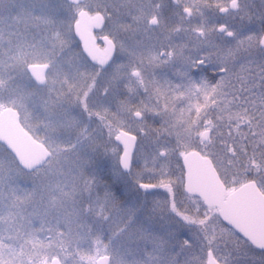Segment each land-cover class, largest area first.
Here are the masks:
<instances>
[{"label": "snow or ice", "instance_id": "6c2138e0", "mask_svg": "<svg viewBox=\"0 0 264 264\" xmlns=\"http://www.w3.org/2000/svg\"><path fill=\"white\" fill-rule=\"evenodd\" d=\"M130 12L134 48L115 33L106 57L84 54L87 68L69 57L72 92L57 104L75 133L74 184L44 192L41 175L0 159L5 181L31 176L34 231L46 234L20 251L0 237V264H264V0H146Z\"/></svg>", "mask_w": 264, "mask_h": 264}, {"label": "rangeland", "instance_id": "374dc122", "mask_svg": "<svg viewBox=\"0 0 264 264\" xmlns=\"http://www.w3.org/2000/svg\"><path fill=\"white\" fill-rule=\"evenodd\" d=\"M43 3L44 1L40 2L39 5ZM87 4L90 10L100 8L105 11L112 9V0H88ZM3 5L4 3L0 2V20H4L2 16L9 13V10L4 9ZM106 5L108 7H105ZM75 9L70 11V28L75 19ZM108 13L107 19L109 23L114 22V15L111 16L109 11ZM41 15L44 16L41 17L44 20L43 22L51 24L49 20L52 15L46 11L38 16ZM14 16H16V13L13 14L10 22L0 23V109L4 106L18 109L22 116V122L45 143L46 147L50 148L51 156L49 160L36 171L30 172L32 176L39 174L43 177V182L40 185L41 189L47 192L49 189L59 190L64 186L71 187L78 178V155L77 149L73 147L75 133L70 128L69 123L61 119L64 116L63 109L58 106L57 102L63 99L61 93L71 94L72 92L69 57H79L81 67L87 68L89 63L81 57L78 49H71L68 55L63 53L46 54L40 50L41 38L38 39L39 42L37 41L39 49L34 50L37 52L36 54H20L18 52L19 42L17 38L8 35L16 31ZM52 21L60 24L58 32L62 36V19L60 18V21L59 19ZM64 35L66 36V33ZM69 38H71L72 43H76L73 38L72 28L70 29ZM42 42V45L47 44V40ZM48 61L54 66L51 64L52 68L49 69L46 79L49 81L51 78V85L59 83L62 88L54 91L56 97L54 101L48 100L46 101L47 103H44V100H38L35 102L36 98L33 96L35 93L32 90V81L29 77V81L24 79L26 75L23 70H25L27 63H47ZM61 64L63 68H61ZM41 91L43 93V90ZM57 92L60 94H56ZM67 106L68 104L66 103L65 107ZM54 115L56 117L55 120L53 119ZM73 115L85 121L82 108L73 109ZM90 122L93 126L98 125L94 124L92 119ZM89 128L91 129V127ZM33 188L34 183L31 176L16 174L8 181H5L0 176V237H3L5 243L14 247L17 251H20L22 244H26L28 248L37 244L38 242L33 239L35 236H39L40 240L45 239V233L34 231L39 225V219L32 214L34 204L32 200ZM25 197L28 198L25 199ZM9 206H12L10 210ZM29 220H31V224H29ZM30 239L32 243L29 244L27 241Z\"/></svg>", "mask_w": 264, "mask_h": 264}, {"label": "flooded vegetation", "instance_id": "af4514ba", "mask_svg": "<svg viewBox=\"0 0 264 264\" xmlns=\"http://www.w3.org/2000/svg\"><path fill=\"white\" fill-rule=\"evenodd\" d=\"M44 0H0V2H3V8L8 9L9 13H6L4 16V20H0V23H8L12 19L13 14L16 13L15 21L14 24H16V31L15 33H9V36H13L17 38L19 42V47H18V52L20 54H27V55H32L36 54L37 52L34 50L39 49L38 48V39L41 38L42 41L47 40V44L42 45V41H40V50L45 52L46 54L50 55H55V54H60L63 53L65 55H68L69 52H71V49H63L62 46L58 43L59 40H66L69 39V34H70V29L72 28V34L73 38L76 43H81V41L75 36L73 32V23L77 17V13L79 10L83 9L86 11L88 15H93V14H98L100 16V20L98 24L94 27H92L91 34L94 38L95 45L98 50V54L100 56V59H103L108 55L107 52L103 51L106 48V43H105V37L106 36H112L115 33H119L120 39L128 45L129 48H134L137 44V42L140 40V34L138 32H134L131 29V10L135 9V6H138L141 3H145L146 0H112V5H121L119 10L116 8L112 7L109 10H101L100 8L95 9V10H90L87 1L88 0H81L78 3H72L76 5L75 9V19L72 22V26L70 28V11L67 14L61 13L58 16L52 15L50 16V22H43L44 20L41 17H44L43 15L38 16L39 14H43L45 11L41 5H39L40 2H43ZM102 1V0H101ZM109 12H111V16L114 17L115 21L112 23H109L108 21V16ZM37 15V16H36ZM164 17L165 20H174V17L169 16V10L165 9L164 10ZM60 18L63 21V26H62V36L59 34L58 30L60 28V24L57 22H53L52 20H58L60 21ZM7 20V21H6ZM145 25H147V20H145ZM58 32V33H57ZM57 33V34H56ZM66 33V36L64 35ZM56 34V35H55ZM38 41V42H37ZM80 51L81 57L84 60H87L89 64H87V67L93 63L92 60L86 59L84 56V53L82 51V48L78 49ZM74 51V50H73ZM117 56L120 59H126L124 56H120V50H119V45L117 47ZM28 64H42L45 66V69L42 73V82L39 84L37 83L32 77L30 72L27 69ZM52 63L49 61L46 62H39V63H27L25 65V70L24 73L26 76H24V79L28 80L29 79L32 81V90L34 91V97L35 102L38 100H44V103H47L46 101L51 100L54 101L56 99L54 91L62 88L59 83L55 85V89L53 90V85L50 84V79L49 81L46 79L47 74L49 72V69L52 68ZM54 66V65H53ZM22 70V69H21ZM22 85V84H21ZM23 86V85H22ZM66 87L64 88L65 92ZM23 90V88H22ZM43 90V93L42 91ZM60 94V93H56ZM70 94H64V96H68ZM45 107V106H44ZM13 108V107H12ZM16 111L18 121L23 129H25L34 139L37 141L41 142L45 147V143L35 135V133L22 122V116L21 113L18 109L13 108ZM64 114V110H63ZM41 118V116H40ZM87 122V121H85ZM92 122L94 124H98L96 126L91 125V122H88L89 127L97 128L99 129V125H101V122L96 118L94 115L92 118ZM51 156V150L49 147H46ZM50 158V157H49ZM46 160L45 162H47ZM44 162V163H45ZM43 165V164H42ZM35 171V170H34Z\"/></svg>", "mask_w": 264, "mask_h": 264}, {"label": "water", "instance_id": "95a60500", "mask_svg": "<svg viewBox=\"0 0 264 264\" xmlns=\"http://www.w3.org/2000/svg\"><path fill=\"white\" fill-rule=\"evenodd\" d=\"M80 1L71 0L72 3ZM99 20L98 14L88 15L85 10L81 9L73 23V32L83 45V53H87L94 59H100V56L90 29L96 26ZM27 69L31 77L40 84L43 80L42 73L45 66L28 64ZM0 143L24 171L29 172L40 167L50 156L49 150L21 127L16 111L11 106H4L0 109Z\"/></svg>", "mask_w": 264, "mask_h": 264}, {"label": "trees", "instance_id": "16d2710c", "mask_svg": "<svg viewBox=\"0 0 264 264\" xmlns=\"http://www.w3.org/2000/svg\"><path fill=\"white\" fill-rule=\"evenodd\" d=\"M0 159H13L1 144H0Z\"/></svg>", "mask_w": 264, "mask_h": 264}]
</instances>
